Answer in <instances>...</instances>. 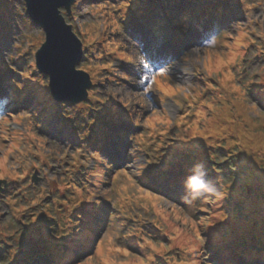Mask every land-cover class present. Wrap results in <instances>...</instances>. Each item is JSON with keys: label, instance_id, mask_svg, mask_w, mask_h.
I'll use <instances>...</instances> for the list:
<instances>
[{"label": "rangeland", "instance_id": "obj_1", "mask_svg": "<svg viewBox=\"0 0 264 264\" xmlns=\"http://www.w3.org/2000/svg\"><path fill=\"white\" fill-rule=\"evenodd\" d=\"M76 1L77 5L72 6L73 14L66 16L63 9L62 14L66 23L72 25V31L81 39L83 46L87 47L88 57L82 60L77 68L92 75V80L97 83L93 86L95 89L93 92L102 98L103 105H100L102 104L100 101H97V105L93 107L85 105L86 102L74 108L72 105H67L57 116L41 117L43 121L33 123L34 117L39 114L34 97L39 100L38 92L47 89V80L32 68L33 54L43 42L45 32L43 28L29 20L22 0H0V62H2L0 64V167L6 166L8 170L10 169L9 174L19 173L17 177H26L24 180L17 178L16 182L13 181L0 192V223L2 224L0 245L12 242L14 247L16 242L11 239L19 236L21 219L13 217L11 213L19 216L20 211L23 212L27 207L18 206L14 197L26 201L35 191L39 194L36 201L40 202L42 198L47 204L56 195H63L58 185L64 177L75 174L78 170L94 167L95 161L92 157L94 149L88 147L86 142L89 135L96 133L92 129L94 124L104 118L110 139L103 141L100 147L101 156L103 159L112 158L117 166L123 165L127 170L114 180L107 181V184L100 183V189L95 196V199H101L98 208L102 209L110 204L112 210L118 212L117 222L113 227L112 238L102 239L93 259H86L84 256L86 261L83 264H131L132 258L143 259L142 264H193L196 259L186 257V253L181 258L174 255L176 252L174 247L180 244L179 240L182 238L187 239L188 253L197 258L196 264H210L212 259L207 260L206 254H198L199 247L194 246L195 237L201 229L207 228L213 222L212 216H217L223 205H226V208H242L244 215L253 218L264 216V201L244 197L243 193L233 196L231 185L233 181H238L233 177V174H237L235 171L227 170L220 175L218 166L208 167L210 170L207 171L206 180L213 188L212 192H208V204L201 203L198 193L192 194L191 198L194 200L190 205L183 204L182 197L169 196L163 183L160 184L162 186L159 188L160 191L150 192L158 194V200L155 198V209L163 212V220L169 224L171 238L176 239L175 241H166L164 244L161 242L156 249L152 248L145 256L136 251L135 256L125 251L129 250V246L122 242V236L114 233L120 234L124 231L125 225L129 223L128 217L136 215L137 212H144L133 202L123 199L131 195L138 203L148 206L137 196L144 194L145 191L149 192L148 186H139L133 175L139 172L145 160H155L164 151L165 143L175 139L174 136L180 130L172 124L177 122L184 112L190 116L194 111L193 106L189 107L185 95L197 94L199 98H207L206 101L215 97L220 98L209 105L213 109L209 110L202 122L197 125L199 131H195L196 135L204 137L212 144L211 146L221 147V153L213 149L209 151L208 158L213 163L217 164L220 160L238 163L240 159L245 158L244 165L247 164L250 169L264 167V85L261 86L263 92L257 90L254 94L247 92L250 83H258V79L259 83L264 81V0H241V3L231 7L232 10L228 14L223 10V23L217 30L211 29L213 19L207 18L203 23L197 20L201 11L190 9L188 13L180 14L189 4L176 3V0H128L132 2L130 7L123 3L127 0ZM206 2L211 7L220 3L222 6H227L226 0ZM121 5L128 7L127 10L120 9L124 10L122 16H126L125 20L119 18L120 11H117ZM177 11L180 14L178 18L175 16ZM236 11L238 15L235 14ZM110 13L119 19H109ZM148 20L154 22H143ZM200 26H202L201 31H199ZM127 28L132 31L139 30V34H143L144 42L140 46H136L137 44L133 42L132 37L135 36V32L127 34ZM237 32H240L239 36ZM194 35L201 41L188 43L187 40ZM247 40H252V45L247 47L246 54L242 58L239 70H242L243 75L236 76L240 86L245 83L241 86L243 89L241 95L234 91L227 96L222 85L219 84L215 86L213 84L214 91H209L207 84L211 83V78L205 72L204 63L209 60L215 62L229 60L221 55L218 57L215 55L208 57V55L244 49ZM157 41L170 42L175 49L173 54L164 51L168 55L165 64L150 67L140 47L146 49L150 42L152 44ZM182 43L183 48L179 47ZM159 48L163 51L165 46L159 45ZM123 52L127 57L118 55ZM101 66H104V69H100ZM161 70L165 74L164 79L176 87L174 93L168 95L162 93L159 83L154 84L152 81L153 75L159 74ZM217 75L214 74V78ZM247 76H251L252 81L246 80ZM22 80L29 94L18 102L11 93L18 97L19 87L17 86L18 90L12 89L13 92L9 93L1 87V84L5 82L8 86L11 82H15L19 85L22 84ZM216 82L219 83V79ZM89 93H92V90ZM87 101L93 103L91 98ZM74 109L81 114L77 115ZM126 113H129L134 122L125 117ZM224 115L226 117L223 123H217V120ZM149 122L156 125L150 126ZM101 125L104 126L103 123ZM163 125L169 129L164 131ZM15 130L21 131L16 135ZM207 135L212 137L208 139ZM39 154L44 155V162L38 160ZM32 162L37 164L38 170V178L35 182L30 181L33 172ZM3 169L5 168L0 169V178ZM4 179L7 180L5 177ZM91 180L92 178L88 177V181ZM98 187L95 186L96 189ZM102 189L106 191L102 192ZM179 192L177 189L175 195H179ZM38 208L35 218L44 220H49L52 216L58 218V212H51L52 216L50 214L48 217L47 209L41 213V209L45 207L40 205ZM217 208L219 213L215 212ZM207 211L211 212L210 216L206 215ZM198 216L201 218H197ZM219 216L221 217L222 214L220 213ZM156 217L153 212H144L142 220L144 224H148ZM236 217V213H229L225 217V224H236ZM159 222L163 227V221L159 219ZM253 233L264 237L263 230H254ZM39 234L37 229L33 231V236ZM54 235L57 237L58 233ZM21 239V237L17 239V242H20L19 246L27 247L31 252L37 245L40 248L37 253L45 251L46 241H36L31 235L28 242ZM251 239L252 237L249 236L250 241ZM31 243L37 245L29 247ZM24 250L20 251L18 256L15 251H13L15 255L11 253L9 256L18 258L15 262L27 257L33 258L32 264H44L50 261L48 255L47 258L36 257L34 254L26 256ZM222 257L232 259L237 256L223 254ZM3 261H6V258L4 260L0 258V264H3ZM6 264H10V259ZM239 264L245 263L240 260Z\"/></svg>", "mask_w": 264, "mask_h": 264}, {"label": "trees", "instance_id": "obj_2", "mask_svg": "<svg viewBox=\"0 0 264 264\" xmlns=\"http://www.w3.org/2000/svg\"><path fill=\"white\" fill-rule=\"evenodd\" d=\"M233 67V66H232ZM231 67V69H232ZM214 68H208L209 72H211ZM214 70L221 71L222 77H221V85L224 89L225 88H231L232 91H236L238 95H241L240 86L236 85L235 82L232 81L233 74L230 71H222L220 68H215ZM251 81V80H249ZM213 83H215L213 81ZM4 84H2L3 86ZM14 84H12L13 86ZM264 85V81L258 83H250L247 92L249 93H255V90H258L260 92L262 91L261 86ZM210 90L215 89L214 86L208 85L207 86ZM45 91V90H44ZM44 91H40L38 93H43ZM230 93V92H229ZM264 94V92H263ZM229 94H227L228 96ZM39 96L40 103L38 105V112L41 113L43 116H49V115H58L62 113L65 106L61 103H55L53 102L49 97H47L46 93H43ZM44 98L49 99L47 103H44ZM226 98V97H225ZM220 99L219 97L213 98L211 104H213L216 100ZM224 99V98H222ZM210 104L202 105L199 108V112L197 115L198 120H194L193 117L190 118V124L187 125L185 128V131L181 135L180 139L173 141L167 146V151L164 154L165 156L161 158L157 171V177L160 180H167V185L169 188L178 187L180 190V194L184 195L185 188H184V181L186 177L191 171V169L188 170V168H194L195 165H201L202 171H204L207 175V171L210 170L208 167L210 165L218 166V169L220 171V175H223L226 173L227 170L229 171H235L237 174H233V177L237 179L238 181H233V184L231 185V192L234 197L239 196L240 193H243L244 197L251 198L252 196H256L258 200L264 201V167L260 166L257 169H250L247 164L244 165L245 158L240 159L238 163H235L234 161L229 162L220 160L217 164L213 163L209 158L208 154L211 149L217 150L219 153H221V147L219 145L211 146L212 144L208 141H205L203 138L195 136V137H188V133H195V131H199L197 128V125L202 122L204 117L208 114L209 110L213 109ZM75 112L77 115H80L81 112H78L75 109ZM209 116V115H208ZM80 117V116H79ZM226 117L224 115L223 118H219L217 120V123H223V119ZM39 119V118H38ZM257 121V119L255 120ZM186 123V122H185ZM100 125L96 123V127L98 128ZM103 134V133H101ZM99 134V135H101ZM97 134H94L91 136H99ZM221 135V134H219ZM208 139H210L212 136L207 135ZM223 138V137H222ZM96 143V142H95ZM96 153H99L98 150ZM99 159V156H98ZM103 165V166H102ZM102 165H98L91 173L94 174H107L108 171H111L112 169H115L116 171H119V168L115 163L109 162V161H103ZM235 167V168H233ZM186 169V172L180 173V170ZM213 169V167H211ZM212 172V171H211ZM215 172V171H214ZM216 173V172H215ZM140 182L146 181V175L141 173L139 177L137 178ZM73 182V180H71ZM65 185V183H63ZM66 186H69L70 191L69 195H80L81 190H79L77 187L71 185L69 182L66 183ZM203 197H208V192H200ZM35 191L33 192L30 197H34ZM37 195V194H36ZM93 196V192L88 193L87 195L83 196L80 201L74 202V205L76 208L70 209L68 213V222L70 223V227L65 228V233L62 235H58L57 237L54 235L58 232V229L61 228V225H63V221L60 219H55L51 212H53V207L50 205L47 206L48 210L46 213H48V217H50V214L52 218L49 220H44L35 218V213L38 210L35 204H32L33 201H35L37 198L34 197L31 199L30 204H24L22 206L27 207L26 210L23 212L20 211L19 216H16L11 213L13 217H20L21 221V228L19 229V236L11 239L12 241L16 242V245L14 247L12 246V242H9L7 245H0V258L4 260L6 258V261H3V264L7 263V260L10 259V264H27L26 260H20L18 262H15L18 260V258L10 257L11 253L13 255L15 251L17 253V256L20 254L19 252L25 248L24 252L25 254L28 253V250L30 252V249L27 247H21L19 246L20 242H17V239L21 237V241L28 242L29 235H31L33 238L36 239V241L43 240L47 242L44 256H49L50 263L49 264H79V259L83 257L87 251H89L91 242L93 244V233L92 230L95 228L93 232L95 234L99 232V228L103 225V223L93 224L94 220L92 219L95 215H98L99 210L97 209V202L92 201L91 197ZM16 203L18 206L21 203V200L19 197L15 198ZM25 202V201H24ZM230 205V204H229ZM41 213L45 212V209H41ZM61 212V211H59ZM104 212L106 214H109V209H104ZM216 213L218 212L215 210ZM222 214L220 217L219 214ZM220 213L216 216L213 215V222L207 226L205 229H201L198 234H196V241L194 243V246H198L197 250H200L202 247L207 250L208 252H217L218 254H229V250L227 247L230 248V250H235V253L242 254L243 257H248L249 253L251 251H257L264 253V237H256L255 241L249 240V235L253 234L254 230H263L264 231V216L262 217H256V218H250L249 215H244V210L242 208H226V205H223L220 208ZM234 214L239 215L240 217H245L244 220L240 218V221L243 223V228L240 231H232L226 226H221V222L225 220V217L227 215ZM211 215V212H209L208 216ZM252 217V216H251ZM78 223V229L75 228V226ZM2 224L0 223V226ZM169 224H167L163 220V227L161 226L160 222L157 221L152 226V229L149 231V237H144L139 235L138 230L129 229L125 234L124 237L128 239L129 241L136 244L132 246V252L130 254H133L136 256V252L141 253L143 256L151 250L152 248L156 249L157 245H159L161 242L163 244L167 241H175L172 240L171 236L172 233L168 227ZM9 226V225H7ZM6 226V229H7ZM97 227V228H96ZM37 228L38 232L40 233L37 236H33L34 229ZM236 229H239L238 227ZM68 235L66 238L65 235ZM63 238V240L61 239ZM66 238V239H65ZM65 239V241H64ZM6 242L8 239H4ZM180 244L175 245L176 252L174 255H177L178 258H181L183 254L186 253V257H191V259L197 258L191 256V254L188 253L187 248V239L182 238L179 240ZM202 242V243H201ZM43 243V242H42ZM57 243V244H56ZM33 245H37L36 243H31L29 247H32ZM10 246V248H7ZM93 246V245H92ZM17 248V249H16ZM39 247H37L33 250H38ZM76 249V251L74 250ZM83 249H85L83 251ZM186 249V251H185ZM83 251V252H82ZM76 253V255H74ZM94 251L92 250L87 255L91 257L93 255ZM248 253V254H247ZM84 254V255H83ZM198 254L203 255L202 251H199ZM257 255V254H256ZM61 259V261L58 263V260ZM53 261V262H51ZM130 261L131 264L138 263L142 264L143 259L141 258H132ZM188 261V260H187ZM123 262V261H120ZM225 262H229V260L226 257H221L219 255L218 261L215 264H226ZM237 262V258L233 259V263L235 264ZM124 263V262H123ZM127 264V263H125Z\"/></svg>", "mask_w": 264, "mask_h": 264}, {"label": "water", "instance_id": "obj_3", "mask_svg": "<svg viewBox=\"0 0 264 264\" xmlns=\"http://www.w3.org/2000/svg\"><path fill=\"white\" fill-rule=\"evenodd\" d=\"M73 2L24 0L31 20L45 32V41L34 54L38 72L48 78L49 92L54 100L77 104L85 100L91 81L85 72L75 69L82 59L81 42L60 13L63 7L69 15ZM1 183L6 187L4 181Z\"/></svg>", "mask_w": 264, "mask_h": 264}, {"label": "clouds", "instance_id": "obj_4", "mask_svg": "<svg viewBox=\"0 0 264 264\" xmlns=\"http://www.w3.org/2000/svg\"><path fill=\"white\" fill-rule=\"evenodd\" d=\"M201 169V165H195L192 173L186 177L184 181V188L187 193L213 191V188L210 187V182L206 180V173Z\"/></svg>", "mask_w": 264, "mask_h": 264}, {"label": "bare ground", "instance_id": "obj_5", "mask_svg": "<svg viewBox=\"0 0 264 264\" xmlns=\"http://www.w3.org/2000/svg\"><path fill=\"white\" fill-rule=\"evenodd\" d=\"M130 27V25L128 26V28ZM128 28H127V31H126V33L127 34H131V33H133V32H135V36H133L132 38H133V42L135 43V44H137V45H141L142 43H143V35H141V34H139V30H128ZM187 42L188 43H190V42H193V43H195V42H199V38L197 37V36H193L191 39H189V40H187ZM45 45V44H44ZM43 45V46H44ZM156 48H159V46H156ZM164 49H166V51L167 52H174V49L175 48H173L172 46H166ZM41 50V49H40ZM39 50V51H40ZM38 51V52H39ZM155 51H159V49H157V50H155ZM37 52V53H38ZM166 54V53H165ZM150 62H152L153 64H152V67H154V65L156 64V63H154V62H162V61H166V58H165V55H163V52H161L159 55H158V57L156 58V59H154V58H150ZM169 199V198H168ZM252 199L254 200V199H256V196H252ZM101 223H103V221L101 222ZM101 229V227L99 228V230ZM98 234V232L96 233V235ZM85 249H83V251H84ZM82 251V252H83ZM74 255H76V253H74ZM51 260H52V258H50ZM61 261V259H59L58 260V263ZM51 262H53V261H51Z\"/></svg>", "mask_w": 264, "mask_h": 264}, {"label": "snow or ice", "instance_id": "obj_6", "mask_svg": "<svg viewBox=\"0 0 264 264\" xmlns=\"http://www.w3.org/2000/svg\"><path fill=\"white\" fill-rule=\"evenodd\" d=\"M160 74H161V75H163V74H164L163 70H161Z\"/></svg>", "mask_w": 264, "mask_h": 264}]
</instances>
